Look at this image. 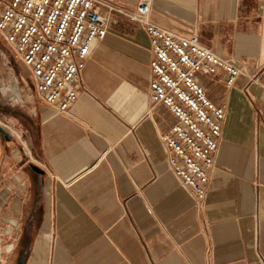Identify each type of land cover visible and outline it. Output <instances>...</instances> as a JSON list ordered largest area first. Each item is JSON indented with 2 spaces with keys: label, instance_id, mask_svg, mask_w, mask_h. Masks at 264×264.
<instances>
[{
  "label": "crops",
  "instance_id": "0c3cea01",
  "mask_svg": "<svg viewBox=\"0 0 264 264\" xmlns=\"http://www.w3.org/2000/svg\"><path fill=\"white\" fill-rule=\"evenodd\" d=\"M152 17L248 71L232 86L222 69L196 74L226 107L206 198L169 168L161 135L177 117L150 99L149 33L112 13L68 110L36 89L9 98L20 109L5 117L13 138L0 134V264H264V0H153Z\"/></svg>",
  "mask_w": 264,
  "mask_h": 264
},
{
  "label": "built area",
  "instance_id": "2783aa9c",
  "mask_svg": "<svg viewBox=\"0 0 264 264\" xmlns=\"http://www.w3.org/2000/svg\"><path fill=\"white\" fill-rule=\"evenodd\" d=\"M152 2L0 0V34L30 69L39 98L66 111L83 89L81 71L94 43L107 34L109 15L119 13L144 27L153 52L150 99L177 117L161 135L169 150V168L202 201L215 166L226 107L210 99L196 74L218 77L222 69L226 84L232 86L248 71L203 43L196 30L157 23Z\"/></svg>",
  "mask_w": 264,
  "mask_h": 264
},
{
  "label": "rangeland",
  "instance_id": "374dc122",
  "mask_svg": "<svg viewBox=\"0 0 264 264\" xmlns=\"http://www.w3.org/2000/svg\"><path fill=\"white\" fill-rule=\"evenodd\" d=\"M5 40L4 36H0ZM0 39V126L7 130L14 129L10 126L5 117L20 109L19 104L11 102L19 92H35L34 82L30 75V69L21 62L13 53L6 50V45ZM6 41V40H5ZM7 42V41H6ZM10 50V49H9ZM7 51L8 57L5 56ZM12 68V69H9ZM24 75V76H23ZM24 77V78H22ZM11 98V100L9 99ZM9 99V101H6ZM10 127V128H8Z\"/></svg>",
  "mask_w": 264,
  "mask_h": 264
},
{
  "label": "water",
  "instance_id": "95a60500",
  "mask_svg": "<svg viewBox=\"0 0 264 264\" xmlns=\"http://www.w3.org/2000/svg\"><path fill=\"white\" fill-rule=\"evenodd\" d=\"M0 134L3 135L7 140H11L13 138V135L11 134V132L2 126H0ZM31 167L34 171H36L40 175H42V176L44 175V170L42 168H40L39 166H37L35 164H31ZM23 259H24V257L22 256L19 264H23Z\"/></svg>",
  "mask_w": 264,
  "mask_h": 264
}]
</instances>
